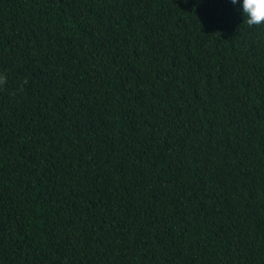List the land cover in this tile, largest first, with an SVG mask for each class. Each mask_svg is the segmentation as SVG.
Wrapping results in <instances>:
<instances>
[{
    "label": "trees",
    "instance_id": "trees-1",
    "mask_svg": "<svg viewBox=\"0 0 264 264\" xmlns=\"http://www.w3.org/2000/svg\"><path fill=\"white\" fill-rule=\"evenodd\" d=\"M237 9L0 0V264H264V25Z\"/></svg>",
    "mask_w": 264,
    "mask_h": 264
},
{
    "label": "clouds",
    "instance_id": "clouds-1",
    "mask_svg": "<svg viewBox=\"0 0 264 264\" xmlns=\"http://www.w3.org/2000/svg\"><path fill=\"white\" fill-rule=\"evenodd\" d=\"M231 3L238 6V11H242L244 24L249 28L264 25V0H231ZM7 82L5 75H0V85ZM27 83V81H25Z\"/></svg>",
    "mask_w": 264,
    "mask_h": 264
}]
</instances>
